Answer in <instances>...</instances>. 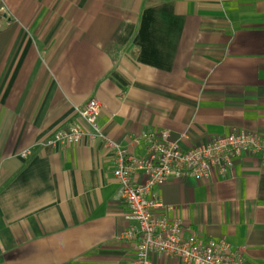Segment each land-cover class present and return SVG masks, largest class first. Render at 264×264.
Masks as SVG:
<instances>
[{"label":"crops","instance_id":"0c3cea01","mask_svg":"<svg viewBox=\"0 0 264 264\" xmlns=\"http://www.w3.org/2000/svg\"><path fill=\"white\" fill-rule=\"evenodd\" d=\"M91 97L106 138L137 155L147 131L183 148L264 135V0H0V264H136L114 149L48 142L74 122L90 129L76 108ZM156 191L186 235L223 237L264 264L259 155Z\"/></svg>","mask_w":264,"mask_h":264},{"label":"built area","instance_id":"2783aa9c","mask_svg":"<svg viewBox=\"0 0 264 264\" xmlns=\"http://www.w3.org/2000/svg\"><path fill=\"white\" fill-rule=\"evenodd\" d=\"M102 109L103 103L98 98H89L76 110L90 129L74 122L56 131L48 142L77 144L84 138L102 139L114 149L113 175L118 183V196L127 207L129 222L121 238L132 245L136 264H152L153 253L175 257L183 264H249L245 247H233L223 237L186 235L183 220L165 213L169 208L156 189L172 179L208 178L214 173L226 176L235 158L245 152L259 155L264 161V135L257 131L233 130L183 148L167 129L147 131L133 138L144 147L143 154L137 155L106 138L98 124ZM29 154V150L22 152L23 156ZM139 174L144 175L142 182L137 180Z\"/></svg>","mask_w":264,"mask_h":264}]
</instances>
